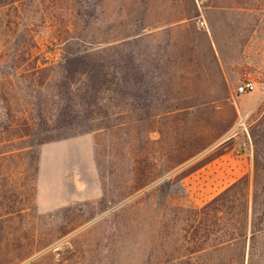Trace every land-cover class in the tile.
<instances>
[{
	"label": "rangeland",
	"instance_id": "1",
	"mask_svg": "<svg viewBox=\"0 0 264 264\" xmlns=\"http://www.w3.org/2000/svg\"><path fill=\"white\" fill-rule=\"evenodd\" d=\"M160 1L156 0L150 18L155 24L158 19L164 20L160 14L163 10ZM249 3L253 8L241 15L227 14L223 19L218 13L211 14L215 31L211 30V36L227 73L231 101L237 108L236 122L217 143L167 176L170 184L167 194L160 200L162 202L154 195L150 199L147 195L144 201L136 202L134 206L114 208L110 202L114 195L110 196L111 191L108 193L109 202L103 200L107 195L106 184L111 190L114 187L108 176L110 163L106 150L119 142H123L120 146L123 145L127 151L133 152L135 147L130 142L132 138L126 143L128 136L125 133L130 129L132 135L135 134L137 123L131 117L130 121L129 117H123V111L130 106H126V97L122 96L111 100L116 105L113 109L121 113L124 122L113 135L98 130L66 137L93 135L103 195L52 209H45V205L54 207L68 192L76 190L75 185L65 184L68 181L65 177L69 174L77 177V188H81V156L75 154V149L61 157L59 153L63 150H53L56 144L44 148L48 143L66 139L56 138L65 131L58 126L69 124L67 121H54L59 105L55 104L53 96L58 89L66 90L62 86L54 88V81L66 78L77 81V86L81 83L84 77L81 63L73 64V72L68 71L63 66L67 55L81 56L84 50H109L113 44H116L113 51L119 50V44L126 39L123 37L126 31L123 23L132 13V0H18L14 5L0 3V150L5 151L0 155V184L5 192L1 196L4 203H0V209L6 212L12 204L23 209L4 214V243L10 251L4 247L1 259L10 252L14 259L17 254L35 249L31 257L19 259V264H140L151 246L159 254L144 264H178L173 260L177 255L173 239L165 242V253L160 250L158 244L161 240L157 234L162 227L159 217L180 206L202 207L238 178L244 175L253 178L257 150L264 158V0H251ZM169 17L175 18L174 15ZM165 29H147L149 35L145 41L147 49L151 47L149 52L156 49L164 51L166 48L170 52L171 55L164 56L163 63L167 66L163 68L164 73L169 71V66L177 67L180 51L185 52L181 49L193 52L194 57H201L203 71L198 74L197 64L186 61L182 65H187L184 67L186 72L178 73L174 87H170V92H164L163 100L169 95L172 98L184 97L165 101L167 105L178 101L184 106L199 99L196 95L210 97L213 83L208 65L212 66V63L206 37L189 23ZM185 58L191 60L190 53ZM250 79L255 81V89L235 94L236 88ZM160 81L168 86L166 74ZM109 95L108 92L103 96L108 100ZM76 108L79 113L72 121V128L77 130L81 129V120L85 116L81 115V105ZM145 131V135L152 138L160 135L155 131L150 133L148 128ZM72 141L76 139L67 143ZM78 146L81 147V143ZM221 147H224L223 154L183 174ZM43 148L48 149L53 158L54 154L60 158L56 163L52 158L47 190L40 203ZM75 157L80 159L73 162ZM30 161H33V169L29 173ZM86 173L90 176L88 170ZM60 174L64 176L61 180ZM104 208L108 209L104 211ZM140 213L145 218L138 221L136 216ZM104 214H107L106 217L100 219ZM80 223L81 226L74 232L65 234ZM177 229L178 226L170 222L167 231ZM79 232L81 234H77Z\"/></svg>",
	"mask_w": 264,
	"mask_h": 264
},
{
	"label": "trees",
	"instance_id": "2",
	"mask_svg": "<svg viewBox=\"0 0 264 264\" xmlns=\"http://www.w3.org/2000/svg\"><path fill=\"white\" fill-rule=\"evenodd\" d=\"M17 1L0 0V3L14 5ZM250 1L161 0L160 5L163 10L160 14L164 20L158 19V23L155 24L150 18L156 7V0H132V13L123 23L126 30L123 37L126 39L119 44V50L113 51L116 49V44H113L109 50L96 52L84 50L81 56L73 54L65 57L63 66L73 72V64L81 63L84 77L81 78L78 86V82L71 79L54 81V88L62 86L66 89H58L53 96L55 104L59 105L57 118L54 121L69 123L58 126L65 131L56 138L98 130H105L113 135L115 129L124 124L121 113L113 109V106H116L111 102L114 97H126L125 104L130 107L127 111H123V117H129V121L131 117L132 121L137 123L135 134L132 135L130 129L125 133L128 136L126 143L132 138L130 142L135 145L133 152L127 151L123 145L121 147L123 142L113 143L109 150H106L109 153L110 163L108 176L114 187L111 190L110 185L106 184L107 195L103 200L109 202L110 196L114 194L110 201L114 204V208L134 206V203L144 201L147 195L149 199L154 195L159 202H162L160 200H163V196L167 194L170 184V180L166 179L167 176L213 146L234 126L237 108L231 101V87L227 73L211 36V30L215 32L211 14L218 13L223 19L227 14L241 15L253 8ZM171 15L175 18L169 17ZM188 23L208 41L212 63V66L208 65L210 68L208 73L213 83L209 91L211 98L199 94L196 95L199 99L184 106L178 101L167 105L166 100L184 98L179 96L172 98L169 95L163 100V94H166L171 86L174 87L178 73L186 72L187 69L184 67L187 65L184 67L182 65L186 61H192L198 66V74H201L203 71L201 57H194L193 52L181 49L185 52L180 51L177 67L169 66V71L164 73L163 68L167 67L163 63L164 56L170 52L167 48L164 51L156 49L149 52L151 47L147 49L145 44L149 35L146 31L152 27L171 29L172 26ZM187 53H190L191 60L185 58ZM179 62L181 64H178ZM164 74L169 80L167 87L160 83ZM108 92L110 95L107 100L103 95ZM79 105H81V115L83 114L85 119L81 120V129L76 130L72 128V121L76 120V113H79L76 112L78 111L76 106ZM146 128L150 133L158 132L159 137L152 138L150 135H145ZM53 139L55 138L51 140ZM222 148L224 147L206 159L198 161L183 174L192 172L223 154ZM4 152L0 150V155ZM32 166L33 161H30L28 171L33 169ZM32 174L35 176L34 171ZM1 188L0 184V203H4L1 196L5 192ZM110 191L112 193L108 198ZM142 193L143 195L140 196ZM107 209L104 208V211ZM21 210H23L21 206L14 204L7 208L6 212L0 209V264H19V259H26L35 253V249L28 250L12 259L10 252L6 258L1 259L3 250L10 251L4 243V214ZM106 215L104 214L100 219ZM140 215V217L136 216L138 221L144 220L145 216L142 213ZM170 222L178 226L176 231H167ZM78 225L67 230L65 234L74 232L81 223ZM159 225L162 227L157 234L161 240L158 244L160 250L165 253V242L173 239L177 252L173 260L178 264L205 262L264 264V158L257 150L253 178L248 175L238 178L202 207H176L170 213H164L159 217ZM18 243L22 244L21 241ZM146 253L147 257L143 258L140 264L150 262L159 254L154 252L151 246ZM167 261L170 262L169 259Z\"/></svg>",
	"mask_w": 264,
	"mask_h": 264
},
{
	"label": "crops",
	"instance_id": "3",
	"mask_svg": "<svg viewBox=\"0 0 264 264\" xmlns=\"http://www.w3.org/2000/svg\"><path fill=\"white\" fill-rule=\"evenodd\" d=\"M79 138V139H78ZM70 142L71 140H75ZM75 143H81V147L72 146ZM53 144H56L55 146ZM49 145L54 146L53 150L62 151L59 153V155L62 157L63 155H66L67 151H70L71 149H75V154L80 155L81 159L79 157L73 158V162H76L80 159L81 161V188H77V177L73 176V174H69V177L66 179L67 182L65 184L69 185H75L76 190L70 191L65 196L63 200L59 199V204H56L54 207L48 208L47 205H45V209H52L61 207L67 204H71L76 201H83L88 200L90 198L99 197L103 195L104 188L101 179L99 178V167L97 164L96 156H95V146H94V137L92 134H82L77 137H71L66 138L60 141L48 143L44 145V148H47ZM43 148L42 158H41V165H40V182H39V201L41 196L43 195L44 191L47 190V183L49 180V171H51V163H52V155L48 154V149ZM72 151V150H71ZM60 156L54 154L53 162L56 163L57 159L60 158ZM86 170L90 172V176L87 175ZM71 173V172H69ZM60 180L64 177L62 174L59 175ZM47 182V183H46ZM73 193V194H72ZM41 203V201H40ZM42 205V204H41Z\"/></svg>",
	"mask_w": 264,
	"mask_h": 264
},
{
	"label": "built area",
	"instance_id": "4",
	"mask_svg": "<svg viewBox=\"0 0 264 264\" xmlns=\"http://www.w3.org/2000/svg\"><path fill=\"white\" fill-rule=\"evenodd\" d=\"M255 87H256L255 81L250 79V80L244 82L243 84L239 85L236 88V93L235 94L246 93L248 91H251V90L255 89Z\"/></svg>",
	"mask_w": 264,
	"mask_h": 264
}]
</instances>
